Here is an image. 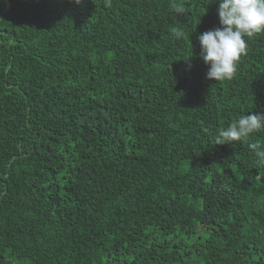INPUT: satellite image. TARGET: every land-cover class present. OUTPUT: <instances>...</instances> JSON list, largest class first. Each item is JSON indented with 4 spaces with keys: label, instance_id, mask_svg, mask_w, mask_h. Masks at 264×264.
Returning <instances> with one entry per match:
<instances>
[{
    "label": "trees",
    "instance_id": "16d2710c",
    "mask_svg": "<svg viewBox=\"0 0 264 264\" xmlns=\"http://www.w3.org/2000/svg\"><path fill=\"white\" fill-rule=\"evenodd\" d=\"M76 2L0 0V264H264V130L215 144L264 114V33L216 82L219 0Z\"/></svg>",
    "mask_w": 264,
    "mask_h": 264
},
{
    "label": "clouds",
    "instance_id": "9594fccd",
    "mask_svg": "<svg viewBox=\"0 0 264 264\" xmlns=\"http://www.w3.org/2000/svg\"><path fill=\"white\" fill-rule=\"evenodd\" d=\"M170 7L177 15L185 12L184 5L176 0ZM217 15L220 26L200 34L197 40L200 59L208 66L206 79L220 82L231 80L236 74L241 57L248 52L246 38L264 33V0H219ZM171 35L182 39L186 33L181 27H172ZM192 55L193 52L187 60ZM261 130H264V114H243L218 130L215 144L243 142ZM248 147L259 161H264V146L253 142Z\"/></svg>",
    "mask_w": 264,
    "mask_h": 264
}]
</instances>
